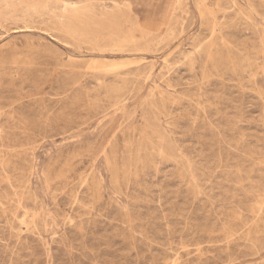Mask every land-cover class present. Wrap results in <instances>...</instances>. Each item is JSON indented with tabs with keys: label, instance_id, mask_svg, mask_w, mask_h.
I'll return each instance as SVG.
<instances>
[{
	"label": "rangeland",
	"instance_id": "374dc122",
	"mask_svg": "<svg viewBox=\"0 0 264 264\" xmlns=\"http://www.w3.org/2000/svg\"><path fill=\"white\" fill-rule=\"evenodd\" d=\"M0 17V264H264V0Z\"/></svg>",
	"mask_w": 264,
	"mask_h": 264
},
{
	"label": "bare ground",
	"instance_id": "6f19581e",
	"mask_svg": "<svg viewBox=\"0 0 264 264\" xmlns=\"http://www.w3.org/2000/svg\"><path fill=\"white\" fill-rule=\"evenodd\" d=\"M201 6H202V4H201ZM200 11V10H199ZM234 13V12H233ZM203 17V16H202ZM1 18V17H0ZM201 19V18H200ZM204 19V18H203ZM209 19V18H208ZM208 19H207V21H208ZM212 19V18H211ZM210 19V20H211ZM75 21H77V19L75 20ZM80 22H81V24L83 23L81 20H80ZM206 22V21H205ZM76 23H78V22H76ZM65 24V23H64ZM79 24V23H78ZM81 24H79V25H81ZM84 24V23H83ZM68 25V24H67ZM66 25V26H67ZM74 26V25H73ZM85 26V25H84ZM68 27V26H67ZM81 27V26H80ZM82 27H83V25H82ZM86 27V26H85ZM73 28V27H72ZM210 28H211V26H210ZM212 28H213V25H212ZM74 29V28H73ZM81 30H83V28L81 29ZM80 29H78V31H81ZM214 31V30H213ZM81 32H84V30L83 31H81ZM71 33V32H70ZM70 33H69V35H70ZM74 33V32H73ZM72 34V33H71ZM79 34V33H78ZM212 34V33H211ZM75 36H76V34H75ZM70 37H73V36H70ZM67 38V37H66ZM75 38V37H74ZM69 39V38H68ZM73 42V41H72ZM222 46V45H221ZM211 48H212V46H211ZM210 52V51H209ZM209 55H210V53H209ZM99 61V60H98ZM90 62H91V60H90ZM106 64V63H105ZM121 66V65H120ZM118 67V66H117ZM108 69V68H107ZM99 70V69H98ZM102 71H103V69H102ZM108 72V71H107ZM148 98V97H147ZM2 146V145H1ZM6 165V164H5ZM14 166V165H13ZM10 168V167H9ZM2 169V168H1ZM4 169H6V168H4ZM11 169V168H10ZM13 170H15V169H13ZM9 173V172H8ZM5 174V173H4ZM3 174V175H4ZM16 176V175H15ZM8 183V182H7ZM8 187H9V185H8ZM11 188V187H10ZM17 201V200H16ZM18 202V201H17ZM21 202V201H20ZM19 207H20V205H18ZM22 214V213H21ZM26 215V214H25ZM33 215V214H32ZM30 217V216H29ZM16 220V219H15ZM28 221V220H27ZM15 222V221H14ZM23 222V221H22ZM16 223V222H15ZM19 224H20V222H19ZM17 226H18V224H17ZM20 226V225H19ZM24 226V225H23ZM28 231V230H27ZM174 258V257H173ZM172 259V258H171ZM175 261H176V259H175ZM171 263V262H170ZM169 263V264H170ZM166 264V263H165Z\"/></svg>",
	"mask_w": 264,
	"mask_h": 264
}]
</instances>
